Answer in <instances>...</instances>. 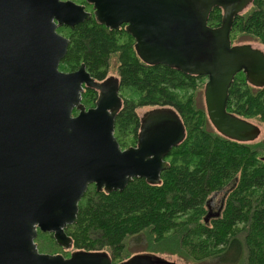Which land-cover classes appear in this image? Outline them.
<instances>
[{
    "label": "water",
    "instance_id": "1",
    "mask_svg": "<svg viewBox=\"0 0 264 264\" xmlns=\"http://www.w3.org/2000/svg\"><path fill=\"white\" fill-rule=\"evenodd\" d=\"M85 1L98 25L110 31L125 25L143 64L206 78L205 111L220 136L242 144L257 140V126L226 111L237 74L264 88V52L229 39L233 19L252 0ZM216 8L221 24L210 28ZM90 18L71 1L0 0V264H112L105 253L40 254L34 240L38 232L51 234L70 251L65 229L77 222L89 186L105 194L122 192L134 179L157 186L169 168L165 157L184 141L174 112L151 110L140 120L136 145L121 150L113 136L122 106L118 79L96 82L84 65L70 73L58 70L69 41L57 28ZM84 88L97 92L87 110ZM120 264L169 263L137 254Z\"/></svg>",
    "mask_w": 264,
    "mask_h": 264
},
{
    "label": "trees",
    "instance_id": "2",
    "mask_svg": "<svg viewBox=\"0 0 264 264\" xmlns=\"http://www.w3.org/2000/svg\"><path fill=\"white\" fill-rule=\"evenodd\" d=\"M221 20L222 11L216 8L207 26L217 28ZM57 32L69 41L59 71L70 73L84 65L90 77L101 82L115 57L119 92L130 89L138 94L136 103L122 99L114 121L113 136L121 150L136 144L142 118L138 108L174 112L185 138L165 157L169 168L161 173L159 185L134 179L122 192L110 194L89 186L78 203L77 222L65 229L71 250L63 251L51 234L38 232L34 240L38 252L65 258L73 251L105 253L112 264L137 254L158 257L166 252L198 264H264V141L242 144L217 134L206 111L194 102L205 78L143 64L123 26L110 31L91 18ZM229 39L231 45L254 39L264 46V0H252L235 16ZM182 93L185 98L179 97ZM95 96L93 90L82 92L85 109L95 105ZM226 111L264 126V88L251 87L242 73L237 74ZM228 184L233 187L221 215L205 223L208 198ZM239 224L242 228L235 229Z\"/></svg>",
    "mask_w": 264,
    "mask_h": 264
},
{
    "label": "rangeland",
    "instance_id": "3",
    "mask_svg": "<svg viewBox=\"0 0 264 264\" xmlns=\"http://www.w3.org/2000/svg\"><path fill=\"white\" fill-rule=\"evenodd\" d=\"M63 1H71V2H74L75 4H80V3H82L83 0H63ZM60 35L62 37H64V35L62 33ZM252 40H253L252 42H251V40L250 41H246V42L244 40L242 42H238L237 45H240V44H249L252 47L257 48V49H260V50H262L264 52V46L260 42L254 40V39H252ZM116 69H117V62H116V58L113 57L110 60L109 68L107 69V76H106V78H108V77H117V75H116ZM66 70H68V69H66ZM203 83H204V86H205L206 78L204 79ZM203 91H204V88L201 91V88L199 87V89L196 91V95H194V102H195V105L198 108H201V109L203 108L205 110ZM190 94H191V92L190 93H187L186 96L187 95H190ZM120 96L122 97V99L127 100V101H132L134 103H136L138 101V94L134 93L130 89H126V90H123L122 92H120ZM179 97L185 98V95L182 93V94H179ZM150 110L151 109H149L147 107L138 108V110L136 111V113L138 114V116H141L142 117V115L145 112L150 111ZM251 123L254 124L255 126H257L259 128V130H260L259 137L257 138L256 141H254L252 143L264 141V126L262 124H260L259 122H256V121H253ZM209 126H211V125H209ZM210 129H211V127H210ZM247 144H250V143H247ZM262 161L264 163V158H262ZM232 187H233L232 184L231 185L230 184L224 185L221 188L220 191L213 193L208 198V201H209V206L208 207H209V209L206 208L205 209L206 212L207 211H209L210 213L211 212H215L217 210V208L221 205L222 201L224 202L223 204L225 206L226 205L225 199H226V196L228 194V189H230ZM224 206H223V209H224ZM223 209H222V211H223ZM209 219H208L207 223L211 221ZM243 224H245V223H243ZM243 224H239L235 229L240 230L242 228L241 226ZM134 251L137 252L136 249ZM166 253H168V252H166ZM166 253H165V255H161V256H158V257L161 258V259H163L164 261H166L169 264H198V263L186 261L182 257L177 256V255H170V254L169 255H166ZM200 264H213V263L208 262V263H200Z\"/></svg>",
    "mask_w": 264,
    "mask_h": 264
},
{
    "label": "flooded vegetation",
    "instance_id": "4",
    "mask_svg": "<svg viewBox=\"0 0 264 264\" xmlns=\"http://www.w3.org/2000/svg\"><path fill=\"white\" fill-rule=\"evenodd\" d=\"M60 1H63V0H60ZM74 3V2H73ZM75 4V3H74ZM76 5H78V6H81V7H83V10H84V12H86V13H89V14H91V18H93V9H92V6L91 5H89V4H87L86 3V1L85 0H83L82 1V3H80V4H76ZM90 18V19H91ZM94 19V18H93ZM123 27H124V29H125V25H122ZM121 27V26H120ZM59 28H66V27H64V26H61V27H58L57 28V30L59 29ZM68 28V27H67ZM70 29H72V28H70ZM120 29V28H119ZM57 30H56V32H57ZM57 34H59L58 32H57ZM60 35V34H59ZM76 71V70H75ZM84 89H86V88H84ZM84 89H83V91H84ZM120 89V88H119ZM82 94V93H81ZM118 96L121 98V96H120V92H118ZM96 98H97V92H96V96H95ZM96 100V99H95ZM121 101H122V98H121ZM122 103H123V101H122ZM94 107V105L92 106V108ZM90 109V108H89ZM87 110V109H86ZM151 111V110H150ZM147 112H149V111H147ZM146 113V112H145ZM76 115H77V112H76ZM75 115V116H76ZM224 202L222 201V203H221V205L217 208V210L215 211V212H211V213H209L210 214V219L209 220H211V219H215V218H218L219 216H220V214H221V211H222V208H223V204ZM209 201H207V203H206V208L207 209H209ZM212 211V210H211Z\"/></svg>",
    "mask_w": 264,
    "mask_h": 264
},
{
    "label": "bare ground",
    "instance_id": "5",
    "mask_svg": "<svg viewBox=\"0 0 264 264\" xmlns=\"http://www.w3.org/2000/svg\"><path fill=\"white\" fill-rule=\"evenodd\" d=\"M85 90V89H84ZM218 134V133H217ZM234 142V141H233ZM238 143V142H237ZM245 144H247V143H245ZM209 211H207V213H208ZM206 216V215H205ZM205 222V221H204ZM205 223H207V222H205Z\"/></svg>",
    "mask_w": 264,
    "mask_h": 264
}]
</instances>
